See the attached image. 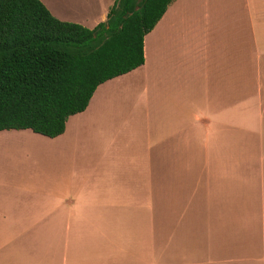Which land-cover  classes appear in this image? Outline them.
<instances>
[{
    "label": "crops",
    "instance_id": "1",
    "mask_svg": "<svg viewBox=\"0 0 264 264\" xmlns=\"http://www.w3.org/2000/svg\"><path fill=\"white\" fill-rule=\"evenodd\" d=\"M143 51L59 136L0 131V264H264V0H173Z\"/></svg>",
    "mask_w": 264,
    "mask_h": 264
},
{
    "label": "trees",
    "instance_id": "2",
    "mask_svg": "<svg viewBox=\"0 0 264 264\" xmlns=\"http://www.w3.org/2000/svg\"><path fill=\"white\" fill-rule=\"evenodd\" d=\"M172 1L115 0L87 29L40 0H0V131L62 134L100 84L144 64V36Z\"/></svg>",
    "mask_w": 264,
    "mask_h": 264
},
{
    "label": "rangeland",
    "instance_id": "3",
    "mask_svg": "<svg viewBox=\"0 0 264 264\" xmlns=\"http://www.w3.org/2000/svg\"><path fill=\"white\" fill-rule=\"evenodd\" d=\"M12 144H10V145H6V146H1V150H4V148H6L7 146H11ZM122 145L125 147L126 145L123 143V140H122ZM63 180H64V178H63Z\"/></svg>",
    "mask_w": 264,
    "mask_h": 264
}]
</instances>
